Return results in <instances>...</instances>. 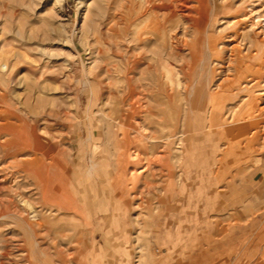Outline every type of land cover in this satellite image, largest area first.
I'll list each match as a JSON object with an SVG mask.
<instances>
[{
    "label": "rangeland",
    "instance_id": "obj_1",
    "mask_svg": "<svg viewBox=\"0 0 264 264\" xmlns=\"http://www.w3.org/2000/svg\"><path fill=\"white\" fill-rule=\"evenodd\" d=\"M129 1L0 0V264H264V0Z\"/></svg>",
    "mask_w": 264,
    "mask_h": 264
},
{
    "label": "bare ground",
    "instance_id": "obj_2",
    "mask_svg": "<svg viewBox=\"0 0 264 264\" xmlns=\"http://www.w3.org/2000/svg\"><path fill=\"white\" fill-rule=\"evenodd\" d=\"M57 1H61V0H57ZM143 2H140L139 5H134L135 4V0H131L129 2H131V4L128 6L126 12H127V15L128 17L132 18V17H136V16H139L141 14L144 13V15H146V13L149 11V15L148 17L149 18H153V13H154V10L160 6H164L163 3H160L158 4V2H161L160 0H142ZM184 1V4L183 6L186 7L187 4L186 3H189L188 1L189 0H182ZM189 6V5H188ZM167 8V7H165ZM164 8V9H165ZM171 10V9H170ZM167 12V11H166ZM170 12V11H168ZM143 15V16H144ZM164 15V14H163ZM168 15V14H167ZM165 16V15H164ZM163 16V17H164ZM162 19V18H161ZM166 19V18H165ZM149 23H148V26L150 28V34L153 35L154 38H156L157 41H163L164 40V43L168 37V33H166V29L165 28H162L159 32H158V29L159 27H157L158 25L156 24L155 20L153 19H149ZM173 20V19H171ZM177 21V20H176ZM147 22V19L144 18V20L142 21V23L140 24V27H144L145 26V23ZM172 22V21H171ZM175 22V21H174ZM176 23V22H175ZM171 24H167V26H170ZM175 25V24H174ZM173 25V27H174ZM251 26V25H250ZM172 27V28H173ZM183 27V26H182ZM252 27V26H251ZM170 28V27H169ZM184 28V27H183ZM170 31H171V28H170ZM248 31V30H247ZM246 31V32H247ZM147 32L144 31V32H141V33H138L136 32L137 34V38L142 40L141 37L142 35L146 34ZM246 35V34H245ZM248 36V35H247ZM173 41V40H172ZM163 43V42H162ZM171 43V42H170ZM169 43V44H170ZM165 46V44L163 45ZM162 66V65H161ZM132 67L133 64H132ZM131 67V68H132ZM162 69H163V66H162ZM161 69V70H162ZM157 71V70H155ZM164 71H165V79L166 81H168V83L170 84L171 87H175L176 90H178V87L180 86L181 84V81H179L178 79V76L177 73L176 75H174L175 71L173 69H170V68H167V67H164ZM187 71V70H186ZM162 72V71H161ZM158 72L155 73V75L157 76ZM155 76V78H156ZM176 79V80H175ZM158 80V79H157ZM128 82V92L131 93V94H134L135 93V87L133 85V82H132V79H128L127 80ZM253 82V81H252ZM255 82V81H254ZM186 91L188 90V87H185ZM229 95V89L226 87H222V89L220 90L219 93H217L216 95H211V101H212V109H211V116L208 118L207 121H210L211 120H215L218 118V115L221 113V108H222V104L224 103V101L226 100V97H228ZM156 97L158 98V100L163 104V109L161 110L160 114L163 113V111H167L169 112L170 114L168 115V118L166 120H160L157 122L158 126L160 127V130L164 131L166 130L168 127H171V128H175V126L179 125V122H180V113L179 112H183V105L184 103L187 101L186 97H182L181 93L178 91L177 92V99L175 100V104H176V108H174V105L172 103V100L170 97H166V96H159L157 93H156ZM255 98L254 97H251L250 99H248L245 104L250 107V105L254 102ZM158 102V101H157ZM133 107H132V111L135 113V114H140L142 113L140 111V108L139 106L137 105L136 102H133ZM143 105V104H141ZM192 113H193V107L191 106L190 107V110ZM143 114H146L145 116V120H147L149 117H152L151 114H150V110H147L145 112H143ZM251 112L248 113L249 116H251ZM165 114H161L160 116H158L159 118H161V116H163ZM166 117V116H165ZM234 117H238V116H234ZM134 120V119H133ZM168 120V122L166 123V121ZM2 127V126H1ZM1 129V128H0ZM26 132V131H25ZM23 133V132H22ZM32 133V132H31ZM14 134V133H13ZM25 134V133H24ZM29 137H30V134H29ZM32 137L34 138V142H33V146H34V149L42 152V154H47V152L44 151V149H42V143H41V140L39 138L38 135L36 134H32ZM25 138V137H24ZM23 138V139H24ZM28 140V139H27ZM8 142H3L0 144V146L4 149H6V154H9L10 152V148L12 149L13 147V150L14 152H19V148H24L23 146H27L30 142L31 143V140L30 141H26L27 144H25V142L23 143V141L21 140V135H14L13 139H11V141L7 140ZM133 142L135 143V146H136V150H135V154H133L131 157L134 158V160L142 155L143 153V156L145 157V160L147 161L148 160V155L149 154H153L155 153V149L153 146H151L150 148L149 147H146L142 140H140V138H135L133 140ZM31 147V145H30ZM41 158H39L38 160H40ZM135 160V161H136ZM134 161V162H135ZM149 163V162H148ZM151 163V162H150ZM25 164V163H24ZM34 166V163L32 164ZM148 172V171H147ZM146 174V173H145ZM47 190H44V196L47 194ZM51 193V192H50ZM59 198V197H58ZM62 205V204H61Z\"/></svg>",
    "mask_w": 264,
    "mask_h": 264
}]
</instances>
